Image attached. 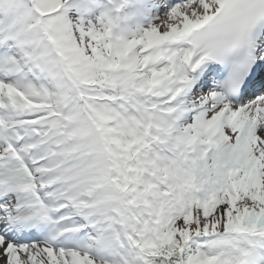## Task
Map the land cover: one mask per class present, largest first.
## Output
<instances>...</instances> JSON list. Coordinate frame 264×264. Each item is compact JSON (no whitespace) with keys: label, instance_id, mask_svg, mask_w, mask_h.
<instances>
[{"label":"snow or ice","instance_id":"snow-or-ice-1","mask_svg":"<svg viewBox=\"0 0 264 264\" xmlns=\"http://www.w3.org/2000/svg\"><path fill=\"white\" fill-rule=\"evenodd\" d=\"M0 264H264V0H0Z\"/></svg>","mask_w":264,"mask_h":264}]
</instances>
